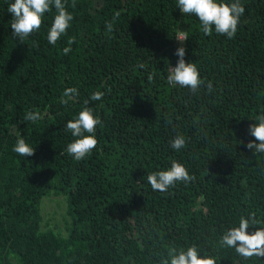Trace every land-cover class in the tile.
Here are the masks:
<instances>
[{"label":"trees","instance_id":"obj_1","mask_svg":"<svg viewBox=\"0 0 264 264\" xmlns=\"http://www.w3.org/2000/svg\"><path fill=\"white\" fill-rule=\"evenodd\" d=\"M174 4L67 0L73 25L53 47L43 26L24 43L14 38L0 0V264H157L169 245L193 242L217 264H240L217 242L239 215L264 218V159L246 148L264 111V0H244L232 40L205 37ZM179 47L214 94L167 85ZM68 87L80 95L62 106ZM97 90L105 96L88 105L103 122L97 150L77 163L63 127ZM30 110L42 115L35 125L24 121ZM18 132L35 148L25 160L11 151ZM175 134L190 138L180 153L169 146ZM173 158L195 180L153 192L144 177Z\"/></svg>","mask_w":264,"mask_h":264},{"label":"clouds","instance_id":"obj_2","mask_svg":"<svg viewBox=\"0 0 264 264\" xmlns=\"http://www.w3.org/2000/svg\"><path fill=\"white\" fill-rule=\"evenodd\" d=\"M6 11L11 14L10 27L12 35L21 43L41 32L42 26L46 29L48 45L55 47L62 37L67 36L68 30L74 21L73 12L68 10L67 0H6ZM175 9H179L184 17L194 18L198 23V30L205 36H224L228 40L236 37L238 25L245 14L244 0H175ZM74 7V5H73ZM119 12L115 13L118 18ZM51 20L50 24L46 22ZM106 34L113 32V22H106ZM177 40H187V33L178 32ZM74 39L67 41L68 46L63 47L62 54L67 56L73 51L71 45ZM178 57L176 66L168 69L166 83L172 89H186L192 95L201 91L205 95L214 94L215 88L211 81L201 77L200 69L195 63L185 61L186 49L179 47L175 51ZM141 69L144 65H139ZM151 80L152 77L149 76ZM77 87L65 88L61 94L60 104L68 106L79 97ZM105 93L97 90L84 100L82 108L66 121L63 131L71 137L64 148V152L79 163L90 157L97 150V128L103 127L99 115L89 107L92 101H101ZM42 119L39 110L27 111L24 121L35 125ZM254 123L249 126L248 134L254 140L247 143L246 148L252 151L253 157L264 159V111L254 117ZM171 123V120L168 121ZM190 138L184 134H175L170 141V148L180 153L188 147ZM11 151L21 159L31 157L35 148L28 142L26 136L18 132ZM208 165V163H207ZM261 178L264 179V168L260 169ZM153 192L167 193L179 184L188 185L195 180L186 165L178 159H170L166 166L149 171L144 177ZM255 231H249L254 228ZM221 249L234 250L240 258V264L255 258L257 261L264 258V218L257 212L247 211L233 221L231 227H226L220 234L217 242ZM206 247L196 242L191 244L169 245L166 252L160 255L157 264H217L216 257L206 251ZM264 264V261H261Z\"/></svg>","mask_w":264,"mask_h":264},{"label":"rangeland","instance_id":"obj_3","mask_svg":"<svg viewBox=\"0 0 264 264\" xmlns=\"http://www.w3.org/2000/svg\"><path fill=\"white\" fill-rule=\"evenodd\" d=\"M46 207H47L48 209H51V208H52V205H50V203H47V204H46ZM61 214H63V211H61Z\"/></svg>","mask_w":264,"mask_h":264}]
</instances>
